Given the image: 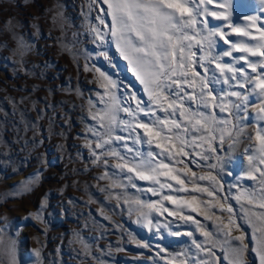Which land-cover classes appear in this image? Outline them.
<instances>
[{
	"label": "rangeland",
	"instance_id": "rangeland-1",
	"mask_svg": "<svg viewBox=\"0 0 264 264\" xmlns=\"http://www.w3.org/2000/svg\"><path fill=\"white\" fill-rule=\"evenodd\" d=\"M230 3L234 23L247 24L246 16L259 17L257 27L264 23V5L260 0H230ZM100 7L106 6L97 4L96 0H0V236L5 244L10 240L16 242V264H167L168 258L180 253H187L189 264L193 260L207 259L203 253H197L192 243L194 239L197 243L205 239L195 225L180 224V236L171 235L163 227L149 229L141 212L150 210L140 209L132 202L160 199L138 190L147 188L148 182L137 180L138 188L123 189L110 188V179H100L106 171L111 176L119 170L97 164L92 150L87 147L88 142L95 139L89 131L95 124L91 105L97 103L98 93L103 92L94 69L101 67L113 73L112 78L122 80L124 86L132 81L136 89L129 88L130 91L142 89L114 44L109 55L115 56L118 67L113 68L98 55L103 49L93 28L99 26L107 31L97 19L103 16ZM209 8L217 10L215 3ZM105 19L108 22L109 18ZM208 19L210 26L222 23L212 17ZM224 31L229 33L225 39L230 42L254 43L248 37L231 33L230 29L224 28ZM252 32L259 35L255 27ZM214 39L216 45L211 55L219 54L224 62L235 64L233 57L242 53L223 56L231 43L226 44L219 37ZM204 54L197 52V58ZM204 63L210 69L209 77L213 71L220 76L214 63ZM198 70L204 74L203 68ZM231 83L232 89L222 82L213 87L245 91L235 87V81ZM102 107L97 103V108ZM215 111L218 119L227 118L232 124H238L243 134L235 137L233 133L234 140L226 136L223 145L215 141L216 152L207 153V160L196 156V163L188 167L197 176L210 172L217 176L224 186L219 195L229 197L225 207L232 206L233 219L244 226L247 237L252 228L242 219L245 216L243 202L232 197L238 194V189L259 188V176L253 180L245 174L249 170L248 156L255 154V130L261 122L255 119L256 112L251 104L248 112L242 114ZM240 115L245 117L243 121ZM249 133L253 137L251 140ZM136 147L148 150L146 144ZM114 163L116 161L109 158V164ZM213 164L216 167L210 168ZM112 179L128 183L122 174ZM198 183L208 186L210 182ZM24 186L30 190H23ZM164 192L169 194L168 189ZM116 193L121 194L120 200L114 198ZM171 194L190 199L183 192ZM196 195L199 200H211L206 193ZM164 205L169 210L175 208L167 201ZM199 207L205 210L204 204ZM190 214L213 233V239L221 243L227 239L214 219L207 220L194 212ZM210 214L227 223V212L212 208ZM149 219L154 225L157 221L161 225L174 221L173 231L179 223L167 212L161 215L155 210H151ZM186 232H192V236L183 235ZM232 235H239V232L233 231ZM244 243L249 248L244 254L246 264H259L258 256L251 251L254 241L246 238ZM145 244L148 247H144ZM161 248L165 251L158 255ZM215 252L221 255L219 247ZM0 264H9L6 254L0 255Z\"/></svg>",
	"mask_w": 264,
	"mask_h": 264
},
{
	"label": "snow or ice",
	"instance_id": "snow-or-ice-1",
	"mask_svg": "<svg viewBox=\"0 0 264 264\" xmlns=\"http://www.w3.org/2000/svg\"><path fill=\"white\" fill-rule=\"evenodd\" d=\"M96 2L106 6L100 7L103 16H98L97 19L99 25L107 29L102 31L99 26L93 28L103 49L98 55L113 68L118 67L115 56L109 55L111 45L114 44L119 55L127 61L135 80L142 85V89L130 91L129 88L136 89L132 81L128 82L129 86H124L122 80L112 78L113 73L102 70L101 67L94 69L103 88V92L98 93L97 103L103 107L97 108V103L91 105L94 110L91 118L95 124L89 131L95 139L90 140L87 147L92 150L97 164H103L110 170H119V173L112 172L111 176L106 171L100 179H110V188L123 189L129 186L138 188L135 183L137 180L148 182L147 188L138 190L159 196L160 199L154 202L136 199L132 202L140 209L150 210L141 212L150 230L153 226L157 230L163 227L171 235L180 236V224L195 225L205 239L200 243L194 239L192 243L197 253H203L207 259L193 260L191 264H246L244 254L249 250L244 243L246 238L254 241L251 251L258 256L259 264H264V23L257 27L260 18L256 16H246L248 23L243 26L234 23L230 0ZM214 3L217 10L209 8ZM260 3L264 5V0H260ZM106 17L109 18L108 22ZM201 17L204 19L201 20ZM208 17L222 23L210 26ZM254 27L259 35L253 34ZM224 28L238 36L248 37L254 43L230 42L225 39L229 33ZM108 37L110 39H106ZM215 37L223 39L226 44L231 43V48L223 51V56L232 57L233 52L242 53L233 57L235 64L224 62L219 54L211 55V49L216 45ZM200 51L205 54L197 58V52ZM204 61H208V64L214 63L220 76L217 77L213 71L209 77L207 73L210 69ZM199 68L204 69V74ZM232 81H235V87L245 91L224 88L217 90L213 87L214 84L222 82L232 89ZM257 100L259 103H256ZM250 104L254 105L255 119L261 123L255 130V154L248 156L249 170L245 175L253 180L258 175L259 188L238 189V194L232 197L237 202H243L245 216L242 219L252 228V232L246 237L244 226L233 219L232 206L225 207L229 197L219 195L224 186L217 176L211 172L197 176L188 164L196 163V156L207 160V153L218 150L214 146L215 141L218 140L223 145L226 136L234 140L233 133L235 137L243 134V129L238 124H232L227 118L218 119L216 109H219V113L228 112L229 115L242 114L248 112ZM121 113L124 117H121ZM239 119L243 121L245 117L240 115ZM248 122L251 123V119ZM248 138L253 139L251 133ZM145 144L148 146L146 151L136 147ZM109 158L116 163L109 164ZM209 167L215 168L216 165ZM118 174H122L128 183L112 179ZM205 180L210 182L208 186L198 183ZM189 184L192 185L191 188ZM165 189L169 190V194H165ZM23 190L30 188L24 186ZM180 192L188 194L190 199L171 194ZM197 193H206L211 200H199ZM114 198L120 200L121 194L116 193ZM165 201L175 208L169 210L164 205ZM199 204H204L205 210ZM212 208H219L221 213L227 212V223L221 217H213L210 214ZM151 210L161 215L167 212L169 216L175 217L179 221L176 224L177 230H172L174 221H167L162 225L157 221L154 225L149 219ZM193 212L203 215L207 220L214 219L227 239L223 243L213 239V233L207 231L206 226L190 214ZM37 217L39 218V213ZM233 231L239 232V235L233 236ZM183 235L192 236V232ZM231 241L238 244L233 245ZM143 246L148 247L146 244ZM217 247L221 249L220 256L216 255ZM164 251L161 248L157 254ZM15 253L16 242L10 240L5 244L0 236V255L6 254L9 264H16ZM181 256L184 259H180ZM177 262L189 264L187 253L167 259V264Z\"/></svg>",
	"mask_w": 264,
	"mask_h": 264
}]
</instances>
